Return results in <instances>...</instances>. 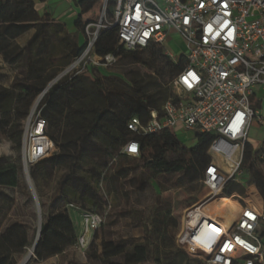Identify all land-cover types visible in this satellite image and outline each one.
I'll use <instances>...</instances> for the list:
<instances>
[{
  "label": "trees",
  "instance_id": "trees-1",
  "mask_svg": "<svg viewBox=\"0 0 264 264\" xmlns=\"http://www.w3.org/2000/svg\"><path fill=\"white\" fill-rule=\"evenodd\" d=\"M75 1L79 13L73 25L75 32L69 33L65 24L56 22L47 14L40 16L29 0H0V56L7 66L15 68L20 63L23 69L22 76L17 77L9 89L0 88V136L4 135L12 141L17 150L21 148L22 122L28 116L33 101L85 49V42H80V34H83L89 20L83 17L96 9L98 0ZM30 30L34 32L26 45L21 50L15 48L13 41ZM94 54L100 57L112 55L135 63H141L137 57L145 54V63L154 76L155 93L146 94L144 81L137 80L133 75H122L128 80V85L112 77L133 92L127 103L117 90H107L101 78L95 76V73L100 75L101 70L93 67L85 69L90 75L76 74L70 79L58 81L47 91L35 115L45 121V136L56 151L29 168L40 207H46L33 251V263L61 257L69 249L78 247L80 233L70 217L69 206H78L77 215L97 214L102 217V224L92 235L95 236L104 228L105 218L111 210L102 192L107 191V195L115 200L118 196L113 190L115 184L125 182L137 192L144 191L148 186L157 193L155 200L159 203L165 193L161 179L175 190L201 186L203 171L211 162L208 149L212 136L192 133L191 139L195 143L186 146L168 131L145 136L127 129L132 118L145 125L151 119V112L161 114L163 105L173 97L172 80L186 67L183 57L174 63L162 47L153 44L146 49L126 50L118 45L115 29L101 33L94 46ZM95 97L102 99V107L96 106ZM115 97L124 104L117 105L113 100ZM130 142L138 144L137 157L122 153ZM262 153L264 151L249 153L252 165L257 162L258 156L264 158ZM242 170L249 176L262 200L264 215V174L258 168L254 172L251 168L243 167ZM17 175L18 168L14 164H0V188H16ZM56 176L59 179L54 193L45 205L41 201L43 194L39 182ZM250 191L252 193L254 189ZM234 193L242 196L244 188L230 182L223 195L230 197ZM193 203L195 200L188 202L186 208ZM155 215L165 223H176L168 208H154L152 216ZM14 229L11 226L4 233L0 231V264H15L16 253L32 247L34 241L22 239L17 245L18 250L14 249L9 237ZM153 237L151 230L146 241L140 244L124 245L104 239L100 241L99 251L91 244L93 252L87 257L90 262L98 264H145L155 261ZM260 237H264V225ZM170 252L172 262L180 257V264H202L177 246Z\"/></svg>",
  "mask_w": 264,
  "mask_h": 264
},
{
  "label": "built area",
  "instance_id": "built-area-1",
  "mask_svg": "<svg viewBox=\"0 0 264 264\" xmlns=\"http://www.w3.org/2000/svg\"><path fill=\"white\" fill-rule=\"evenodd\" d=\"M98 16L83 30L85 49L72 69H106L112 55L94 54L102 32L115 29L117 43L126 50L157 45L185 69L171 82L173 97L161 114L150 113L143 125L132 118L127 129L145 136L168 131L175 136L199 133L212 136L211 159L203 171L207 194L186 210L176 246L202 264H264L263 203L254 187L242 196L223 195L233 182L242 185L243 162L251 126L264 127L252 107L256 90H264V0H98ZM170 34L183 42L179 57L165 47ZM81 72H78V74ZM45 121L37 115L24 129L23 155L32 166L55 152L45 136ZM122 153L137 157L138 144L128 143ZM257 196L256 199L254 198ZM227 198L231 204L216 211L213 203ZM212 205V206H211ZM77 246L87 248L102 224L97 214H79Z\"/></svg>",
  "mask_w": 264,
  "mask_h": 264
},
{
  "label": "rangeland",
  "instance_id": "rangeland-1",
  "mask_svg": "<svg viewBox=\"0 0 264 264\" xmlns=\"http://www.w3.org/2000/svg\"><path fill=\"white\" fill-rule=\"evenodd\" d=\"M29 1L34 2L36 0ZM67 4L68 3L66 0H46L45 5L41 6L42 13L40 16L47 14L53 20H56L60 17L64 10H67ZM73 7L75 11L78 10L76 6L73 5ZM99 7L100 3L98 2L96 9L93 10L92 14L86 16L85 18L92 16L97 17ZM33 32L34 30H30L13 41L14 47L21 50L26 45ZM80 37L83 44L85 37L83 34H80ZM165 47L168 52H170L176 58L179 57L184 50L183 42L175 34H170L167 42L165 43ZM145 58V54L139 55L137 57L138 60L142 61L141 63H135V61L117 58L115 64L106 69H101L100 75L95 73V76L101 78V81L107 90H117L123 96V100L129 103L131 97L133 96V92L128 86H126L128 85V80L122 76L123 74L133 75V77L137 80H143L145 84L144 92L146 94L155 93L153 87L154 76L147 67ZM72 65L73 63L62 70L56 76V80L54 79L55 81H50L44 90V94H40L33 101L29 109L28 116L22 122L20 149H15V144L8 140L4 135L0 136V164L12 163L18 168L17 187L0 188V231L1 233H4L11 226H14L15 229L13 234H11L9 237L11 238V246L16 250H18L17 245L22 239H25L26 242H33L35 240L37 231L43 220L42 215H44L46 210L45 206L40 207L37 191L30 177L29 168L31 166L27 163L23 155L22 138L24 129L28 123H32L35 120V112L39 104L42 102L47 91L55 83L60 80L70 79L78 74V72H81L84 75H90L89 71H81V68L72 69ZM22 73L23 69L20 66V63L15 68H11L3 62L0 56V74L2 75L0 79V88L9 89L14 80L17 77L20 78L22 76ZM107 77H115L123 81L126 85L113 78L107 81L105 79ZM49 86L50 88L46 90ZM86 86L88 87V83H86ZM161 92H164V88H161ZM157 94L158 92H156V95ZM39 97L41 98L39 101H37ZM113 100L117 103V105L124 104L118 100V97H115ZM94 101L96 106H103V102L100 97H95ZM175 137L186 146H192L195 143L194 140L191 139L190 134L178 132L175 134ZM248 142L250 149L253 152L264 151V131H259L256 127L252 126L249 132ZM261 155L264 156V153ZM249 159V152L246 151L243 167L251 168L252 172L258 168L264 174V158L261 159L258 156L256 159L257 162L254 165H252V161ZM58 179L59 176H56L52 179L43 178V180L39 182V189L43 194L41 200L43 204H48V200L54 193ZM241 180L243 183L240 186L244 188L243 194H245L249 188L254 187L249 176L245 175L244 171ZM160 183L164 187L165 193L163 194V197L159 203H157L155 200L157 193L148 186L144 189V191L137 192L132 190L125 182L113 185V190L117 191L118 194L117 198H115L116 201L107 195V191L102 192L104 198L110 203L111 210L108 216L105 218L104 228H101L95 234V236L91 237L87 248L83 249L80 247H73L66 251L61 257L51 258L43 263H33L32 254L26 264H98L96 262L92 263L88 260V254L93 252L90 247L91 244H93V248L97 249L98 251L100 250V241L104 239L122 242L124 245L132 243L140 244L146 241L147 234L151 230L154 236L152 238L154 242L152 246L154 249H156L154 254L155 261H149L145 264H180V257L172 262L169 255L171 254L170 249L174 247L176 248V236L180 230L185 212L187 209H189L186 208L187 203L192 202L193 200H195L196 203L200 198L207 194V191L204 189L203 185L175 190L172 189L168 184L166 185L165 180L161 179ZM31 188L36 196L37 204H35L33 200ZM255 198H257V196H255ZM220 199V201H217L216 203L214 202L212 204L216 211H222L223 208L231 204V201L227 198L221 197ZM73 205L74 206L68 207V211L71 219L74 220L75 226L78 229V233H80L81 225L78 224L79 219L77 216V209L79 208L75 204ZM156 207L168 208L170 210L172 220L176 221L175 225L172 223H165V221H162V219L157 215L152 216V211ZM262 242L264 244V237L262 238ZM29 250H31V248H25L18 251L15 256V264H20Z\"/></svg>",
  "mask_w": 264,
  "mask_h": 264
},
{
  "label": "crops",
  "instance_id": "crops-1",
  "mask_svg": "<svg viewBox=\"0 0 264 264\" xmlns=\"http://www.w3.org/2000/svg\"><path fill=\"white\" fill-rule=\"evenodd\" d=\"M66 1L68 3L67 4V10H64L63 13L60 15V17L57 18L55 21L65 24L68 32L74 33L75 30H74L73 25H74V21L78 15V13H79V9H78V6L76 5L77 1H75V0H66ZM33 3H34L35 10L39 14H41L42 13L41 6L45 5L46 0H36ZM73 5L77 7V9H78L77 11L74 10ZM92 12H93V10L91 12H88L83 18L85 20H92L93 18H95V16L85 18L86 16L92 14ZM80 42H81V37H80ZM252 107L258 112L259 116L262 119H264V90H262V89L256 90V94L254 95V98L252 101ZM252 126L256 127L259 131H262V132L264 131V127L258 126L257 123H254ZM249 132H250V130H249ZM248 139H249V133H248V138H247V143H246V151H248L250 153L252 150L250 149ZM263 146H264V142H263ZM72 221L74 222L73 219H72ZM77 221H78V219H77ZM77 221H75V222H77ZM78 224L81 225L79 221H78Z\"/></svg>",
  "mask_w": 264,
  "mask_h": 264
},
{
  "label": "water",
  "instance_id": "water-1",
  "mask_svg": "<svg viewBox=\"0 0 264 264\" xmlns=\"http://www.w3.org/2000/svg\"><path fill=\"white\" fill-rule=\"evenodd\" d=\"M55 80H56V79H55ZM55 80H54V81H55ZM50 86H51V85H50ZM50 86H49L46 90H48V89L50 88ZM43 94H44V92H43ZM31 190H32V188H31ZM31 194H32V197H33V200H34L35 204H37L36 196H35L33 190L31 191ZM39 234H40V227H39V229H38V231H37L36 238H35V240H34V242H33V244H32V247H31V249H32L33 251H34V249H35V247H36V245H37L38 238H39Z\"/></svg>",
  "mask_w": 264,
  "mask_h": 264
},
{
  "label": "bare ground",
  "instance_id": "bare-ground-1",
  "mask_svg": "<svg viewBox=\"0 0 264 264\" xmlns=\"http://www.w3.org/2000/svg\"><path fill=\"white\" fill-rule=\"evenodd\" d=\"M41 97L38 98L37 101L40 100ZM33 254V250H29L27 255L25 256V258L20 262V264H26V262L29 260V258L31 257V255Z\"/></svg>",
  "mask_w": 264,
  "mask_h": 264
}]
</instances>
